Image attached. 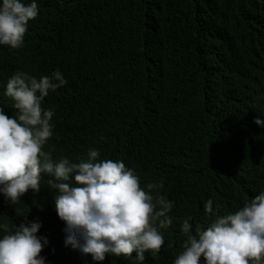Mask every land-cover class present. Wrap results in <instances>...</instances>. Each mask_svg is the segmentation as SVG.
<instances>
[{
  "label": "trees",
  "instance_id": "trees-1",
  "mask_svg": "<svg viewBox=\"0 0 264 264\" xmlns=\"http://www.w3.org/2000/svg\"><path fill=\"white\" fill-rule=\"evenodd\" d=\"M37 4L23 47L0 45V107L15 114L4 95L15 72H62L66 85L43 105L55 110L44 150L79 162L99 149V160L123 161L146 191L162 182L152 194L174 201L172 225L158 229L165 243L143 264H172L186 239L182 221L211 223L208 199L224 215L264 191V127L254 122L264 119V0ZM51 178L42 173L40 190L12 205L0 194V223L38 219L46 264H139L135 252L97 262L66 247Z\"/></svg>",
  "mask_w": 264,
  "mask_h": 264
},
{
  "label": "clouds",
  "instance_id": "clouds-1",
  "mask_svg": "<svg viewBox=\"0 0 264 264\" xmlns=\"http://www.w3.org/2000/svg\"><path fill=\"white\" fill-rule=\"evenodd\" d=\"M38 12L37 0H0V45L23 47L29 21ZM66 83L59 69L40 77L17 71L8 79L4 95L16 111L9 116L0 107V194L15 204L29 190L38 192L41 174H47L52 177L48 187L58 193L55 209L65 224L66 247L90 254L97 262L106 254L131 257L135 252L143 264L145 252L158 253L165 243L158 229L172 225L169 213L174 201L152 194V189L163 187L162 182L147 184L146 191L135 170L123 161L99 160V149L90 148L79 162L67 157L54 160L44 150L54 135L55 112L45 108L44 101ZM254 122L264 127L260 116ZM203 207L213 217L211 223L193 229L190 218L182 221L180 231L186 239L172 264L264 262V191L234 213L219 215L211 199ZM41 226L38 219L24 220L13 229L0 223L5 233L0 236V264H46L41 252L49 241L37 235Z\"/></svg>",
  "mask_w": 264,
  "mask_h": 264
}]
</instances>
